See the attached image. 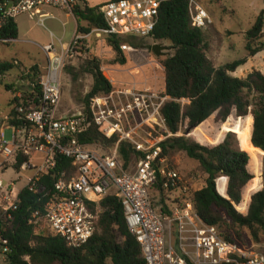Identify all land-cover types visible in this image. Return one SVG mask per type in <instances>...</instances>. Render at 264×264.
<instances>
[{
  "label": "built area",
  "instance_id": "2783aa9c",
  "mask_svg": "<svg viewBox=\"0 0 264 264\" xmlns=\"http://www.w3.org/2000/svg\"><path fill=\"white\" fill-rule=\"evenodd\" d=\"M169 1L105 2L99 9L104 28L87 35L76 30L60 52L52 43L42 48L47 67L39 81L38 103L31 99L25 107L19 97L11 108L13 114L0 116V264H8L12 253L8 231L21 209L24 192L36 196L28 224L42 235L63 239L72 249L92 239L99 218L97 204L113 195L121 202L127 228L139 243L146 264H264V243L260 252H246L225 241L216 227L204 223L194 211L183 177L168 165L162 152V144L176 136L161 114L171 100L164 89L125 84L92 99L88 109L83 107L73 116L59 115L61 77L69 62L81 56L85 41L92 35L148 39L158 22L159 8ZM77 3L0 0V44L13 42L4 31L18 17L38 18L44 26L42 10H59L74 17ZM188 10L192 27L204 31L212 24L194 0H188ZM261 33L264 42V28ZM90 127L105 139L115 140L108 151L100 144L80 142ZM121 143L134 151V166L121 160ZM61 158L70 161L68 170L58 168ZM157 182L166 195L165 212L157 206ZM173 195L179 203L169 202L167 197Z\"/></svg>",
  "mask_w": 264,
  "mask_h": 264
},
{
  "label": "trees",
  "instance_id": "16d2710c",
  "mask_svg": "<svg viewBox=\"0 0 264 264\" xmlns=\"http://www.w3.org/2000/svg\"><path fill=\"white\" fill-rule=\"evenodd\" d=\"M101 7L102 5L91 7L85 0H78L73 11L77 32L87 35L94 29L104 28L103 19L99 14ZM263 26V14H260L256 23L245 34L248 58L264 50L261 33ZM4 36L12 40L17 39L15 22L8 25ZM106 38L115 53L113 64L120 66L126 63L122 46L144 48L142 38ZM148 39L153 43H169L172 50V53L161 61L165 95L171 99L163 105L161 114L172 134L176 135L184 126V134L191 133L212 116L221 123H225L232 113L236 118H244L243 122L235 124H231L228 119L227 123L222 125V131L234 134L227 133L223 141L215 146H204L184 136H174L161 147L163 156L166 157L177 152L184 153L187 158L198 164V171L205 176L204 186L190 195L193 209L204 223L216 227L220 236L229 243L238 245L229 235L230 231H235L237 237L242 239L238 231L246 230L252 244L263 245L264 188L251 196L260 187L256 185V179L253 180L247 169L249 162L255 167L254 158L249 152L239 148L235 132L244 131L249 119L248 146L255 150L258 159L264 156V75L261 72H253L244 79L234 77L232 74L247 62L245 58L216 66L208 57L210 45L206 32L191 26L188 0H171L162 4L155 30ZM80 54L82 55L83 51ZM13 68L15 65L12 62H0V76ZM65 70L72 81L83 75L91 76L92 85L89 92L79 98L85 109H88L92 99L108 94L113 89L112 84L102 74L99 60H85L77 69ZM38 77V68L32 67L26 77L32 87L22 92L21 99L25 107H28L25 101L31 99L35 104L38 103ZM5 88L9 91L11 87ZM19 100L12 99L10 107L17 105ZM182 100L187 101V104L183 105ZM80 142L100 144L109 148L115 140L105 139L97 128L90 127L80 138ZM118 154L127 166L134 156V151L127 143H121ZM57 163L58 168L62 170L71 167L70 161L64 158L58 159ZM219 178L225 180L224 195L217 189ZM45 181L50 190V181ZM250 182L249 188L243 192ZM154 192L158 198L157 206L161 205V211L165 212L168 209L164 206L166 195L159 182L155 184ZM22 199L15 223L8 231L12 248L8 264H146L139 243L127 228L123 207L117 197L109 195L97 204L99 218L94 235L79 249L68 247L59 237L42 235L28 224L29 210L36 204V196L24 192ZM241 200L243 203L238 206ZM234 206H238L239 211H247L240 214Z\"/></svg>",
  "mask_w": 264,
  "mask_h": 264
},
{
  "label": "rangeland",
  "instance_id": "374dc122",
  "mask_svg": "<svg viewBox=\"0 0 264 264\" xmlns=\"http://www.w3.org/2000/svg\"><path fill=\"white\" fill-rule=\"evenodd\" d=\"M89 6L94 7L102 5L110 0H85ZM199 4L212 19V24L204 30L207 34L208 42L210 45V51L208 53L209 59L216 66H223L227 63H231L240 59H246L247 62L241 66L234 74V77L244 79L247 75L253 72H261L264 74V50L254 57H247L245 50L246 40L245 34L256 23L260 14H263L264 19V0H194ZM20 21V20H19ZM66 20L60 17V21L47 20L45 26L51 30L54 35L61 38V42H68L71 36V31L74 28V22L72 19L63 26ZM27 25H32L34 22H25ZM64 27V28H63ZM264 27V26H263ZM30 41L25 44L13 43L8 45L0 44V60L4 58V54H8L9 51H15L16 49H25L30 54L24 52L23 55H18V58H23V65L29 66V63L34 59L43 63L44 57L42 54L41 46L45 43L55 41L50 38L49 31L34 26L32 36L28 38ZM54 44V43H53ZM144 48L134 49L127 45L121 47L123 56L126 60L125 65L120 66L113 64L115 59V53L109 47L107 38H98L94 35L90 36L82 47L83 54L69 62L66 68L77 69L83 61L89 59H96L100 61L101 71L103 76L112 84L113 89H119L125 84H135L138 87H143L145 84L151 88L164 89V71L161 67V61L172 53L169 43H153L150 39L143 40ZM154 44H160L168 48V52L164 57H155L152 51L149 49ZM55 45V44H54ZM125 47V48H123ZM31 61H30V60ZM25 60V61H24ZM126 70L124 73L119 72ZM11 76L17 74V70L9 72ZM26 71H20V78L24 76ZM24 78V77H23ZM62 89H61V101L59 104L60 116H73L77 114L83 108L80 103V97L85 96L92 85V78L89 75L80 76L76 81H72L66 70L61 77ZM10 80L8 81V83ZM7 83V82H6ZM22 92L27 90L25 86L21 88ZM9 91L5 88V83L0 78V112L8 110L7 101L9 100ZM182 104H187L186 101H182ZM250 113V110H249ZM231 124L236 122H243L244 118H236L234 113L228 118ZM228 119L225 123H227ZM225 123L218 122L215 116L209 118L205 123L194 129L188 135L184 134L185 126L181 127L180 131L176 134V137H186L204 146H215L223 141L227 133L223 132L222 125ZM249 133V119L246 123L244 131H236V138L239 148L242 151H248L246 141ZM202 134V136H201ZM234 134V133H233ZM10 132H5V139L9 141ZM104 148V147H103ZM109 148H104L108 151ZM254 158L255 167L251 162L248 165V171L253 176V180L256 179V185H260L259 189L251 194L262 190L264 188V173L263 163L264 156L258 159L257 153L254 150L248 151ZM168 165L171 168L178 170L184 179V186L187 187V194L191 195L193 191L199 190L204 186L205 176L198 171V164L187 158L182 152L170 154L167 157ZM129 165L134 166L135 158L131 157ZM252 180V181H253ZM251 182L246 185L243 192L247 190ZM217 189L221 195H224L225 180L223 178L217 179ZM243 195V194H242ZM169 196V195H167ZM250 196V198H251ZM170 203L179 202V199L173 195L171 198L167 197ZM243 199V197H242ZM243 203L238 205L240 206ZM238 206H234L236 212L245 214L247 210L239 211ZM248 209V206H247ZM237 231V230H236ZM240 237H237L235 231H230L229 235L238 244L237 246L242 250L250 253H258L262 250V243L252 244L249 234L246 230L238 231Z\"/></svg>",
  "mask_w": 264,
  "mask_h": 264
},
{
  "label": "crops",
  "instance_id": "0c3cea01",
  "mask_svg": "<svg viewBox=\"0 0 264 264\" xmlns=\"http://www.w3.org/2000/svg\"><path fill=\"white\" fill-rule=\"evenodd\" d=\"M41 14L43 15L44 26H40L38 24V22H37L38 18L30 19L28 16H25V15H22V16L18 17L15 20V24L17 26V39L13 40V42L11 44L16 43V42L21 43V44L28 43L30 41L28 38L30 36H32L33 28H34L35 25H37L38 27H40L42 29H45L46 31H49L50 38L51 39H55V41H51L50 43L43 44L41 46V49L44 46L48 45V44H51V43L53 44L54 43L55 45L54 44L53 45H54V48H55L56 52H60L61 49L66 48V46L70 43L75 31L77 30V22H76L75 18L67 15L66 13H64L62 11L54 10V9H44V10H42ZM208 16H209V14H208ZM60 17H63L66 20V22L62 24L63 26H65L70 19H72L73 22H74V28L71 31V36H70V39H69L68 42H61V38L56 37L54 35V33L45 26V23H46L47 20L60 21ZM29 21L30 22H34V24L27 25L25 23V22H29ZM211 21H212V19H211ZM24 52H26L27 56L30 57L28 55L30 53L27 50H25L23 48H21V49L19 48V49H16L15 51L14 50L13 51H9L8 54H4L5 55L4 58L0 60V62H12L15 65V68H13L11 71L16 69L17 72H18L17 74L11 76L10 73H9L10 71H9L5 75H1L0 76L1 80H3L4 83H5V87L6 86L11 87L10 90H9L10 97H9V100L7 101V106H8L9 109L6 110L5 112H0V116L8 115L11 112V108L12 107H10L9 104H10V101L12 99L23 97L22 96L23 93H22V90H21V88L23 86H25L27 89H31L32 85L29 84V79L28 80L26 79V77H28L30 69L32 67H37L38 68V73H39L38 79L40 81V79L43 76L44 71H45V69L47 67V57H46V55L44 54L43 51H42V54H43V57H44L43 63H41V61H37V59H34L33 61H31L29 59L31 61L29 63V66H24L22 62H23V58L26 57V55L24 57H22V58H18V56H17V54L18 55H23ZM24 70L26 71V73H24V76H22V78H20V71H24ZM125 71L126 70H122V71H119V72H123L124 73ZM9 80H10V82L8 83ZM39 81H38V83H39ZM163 85H164V82H163ZM246 145H247V150L248 151L253 150V149H250L249 146H248V138H247V141H246Z\"/></svg>",
  "mask_w": 264,
  "mask_h": 264
},
{
  "label": "water",
  "instance_id": "95a60500",
  "mask_svg": "<svg viewBox=\"0 0 264 264\" xmlns=\"http://www.w3.org/2000/svg\"><path fill=\"white\" fill-rule=\"evenodd\" d=\"M168 48L160 45V44H154L152 47H151V51L152 53L155 55V57L159 58V57H164L167 53L165 52H168L167 51ZM189 132L186 133V135H188Z\"/></svg>",
  "mask_w": 264,
  "mask_h": 264
}]
</instances>
